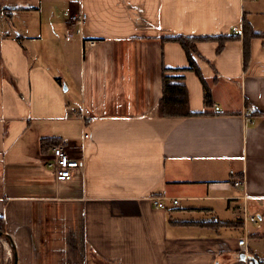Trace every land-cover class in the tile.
<instances>
[{
  "label": "crops",
  "instance_id": "0c3cea01",
  "mask_svg": "<svg viewBox=\"0 0 264 264\" xmlns=\"http://www.w3.org/2000/svg\"><path fill=\"white\" fill-rule=\"evenodd\" d=\"M0 6V214L17 264H264L263 39H252L247 65L242 38L220 53L218 41H199L217 107L186 70L172 73L185 76L191 109L204 113L157 112L163 65L189 64L182 45L162 37L243 36L244 17L264 31V0ZM76 13L87 18L70 34ZM43 137L83 161L70 179L46 165Z\"/></svg>",
  "mask_w": 264,
  "mask_h": 264
},
{
  "label": "trees",
  "instance_id": "16d2710c",
  "mask_svg": "<svg viewBox=\"0 0 264 264\" xmlns=\"http://www.w3.org/2000/svg\"><path fill=\"white\" fill-rule=\"evenodd\" d=\"M6 8L0 6V13H5ZM242 38L244 45V63L247 65L251 58V41L255 37H260L263 39L264 45V31L255 30L252 22L244 17L243 21V36L239 34H218V35H185L179 34L174 36L162 37L163 42L175 41L182 45L185 53L188 57L189 64L185 67H167L163 65V93L160 98L157 112L160 116H188L194 114H201L204 112H195L190 107V99L188 86L185 81V76L183 74H173L175 71H186L192 70L199 77L202 85L204 87V101L207 107L214 106V97L212 92V87L208 82L207 78L204 76L197 59L195 57L198 54L197 44L199 41L214 40L218 41L217 52L220 53L225 46V43L234 38ZM62 143V141L57 137H43L41 140V149L45 153L55 145ZM0 237H4L8 243L12 246V238L7 233L6 229V218L4 215L0 214ZM15 250L12 246V256L9 262L5 261L4 254L0 255V264H13L15 261L14 257ZM262 264V262H259Z\"/></svg>",
  "mask_w": 264,
  "mask_h": 264
},
{
  "label": "built area",
  "instance_id": "2783aa9c",
  "mask_svg": "<svg viewBox=\"0 0 264 264\" xmlns=\"http://www.w3.org/2000/svg\"><path fill=\"white\" fill-rule=\"evenodd\" d=\"M87 16L85 13H76L71 17L69 33L72 34L73 31L78 33L82 32V27L86 20ZM234 32L241 33L240 26H234ZM90 46L94 44L93 41L88 42ZM214 107H217V104L214 103ZM244 116L248 122H251L252 114L250 110L244 112ZM46 165L53 170L55 176L59 181H66L71 178L74 171L83 166V161L80 158L72 156L71 153L66 149L63 143H59L52 148L51 154L47 157ZM233 174L235 172L231 171ZM244 182L243 176L235 174L233 177V183L235 186H242ZM246 198V195L244 196ZM173 202L177 203L178 199H173ZM155 203L160 204L161 198H156ZM245 222H255L258 223V218L256 215H245ZM237 248L239 251L248 253L247 241L245 237H242L238 240Z\"/></svg>",
  "mask_w": 264,
  "mask_h": 264
},
{
  "label": "rangeland",
  "instance_id": "374dc122",
  "mask_svg": "<svg viewBox=\"0 0 264 264\" xmlns=\"http://www.w3.org/2000/svg\"><path fill=\"white\" fill-rule=\"evenodd\" d=\"M75 52H77V51H75ZM54 69H56V68H54ZM67 79H69V78H67ZM8 244L9 243L7 242V240L4 237H0V255L4 254L3 255L4 257L6 255L8 256V252L7 251H9V257H8V259H9L11 254H12V251L10 250V247H9ZM6 262H9V260H6Z\"/></svg>",
  "mask_w": 264,
  "mask_h": 264
},
{
  "label": "water",
  "instance_id": "95a60500",
  "mask_svg": "<svg viewBox=\"0 0 264 264\" xmlns=\"http://www.w3.org/2000/svg\"><path fill=\"white\" fill-rule=\"evenodd\" d=\"M240 257L242 259H249V257H247V254L245 252H241L240 253ZM13 264H17V259L15 258V261ZM249 264H260L259 261L255 258L251 256V259H249Z\"/></svg>",
  "mask_w": 264,
  "mask_h": 264
}]
</instances>
